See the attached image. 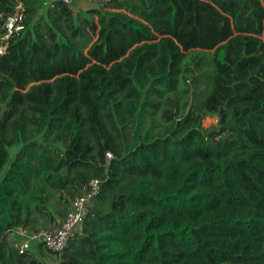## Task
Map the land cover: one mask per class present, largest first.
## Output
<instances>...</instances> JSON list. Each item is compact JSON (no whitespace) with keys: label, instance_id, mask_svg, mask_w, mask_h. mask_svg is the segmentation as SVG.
I'll use <instances>...</instances> for the list:
<instances>
[{"label":"trees","instance_id":"obj_1","mask_svg":"<svg viewBox=\"0 0 264 264\" xmlns=\"http://www.w3.org/2000/svg\"><path fill=\"white\" fill-rule=\"evenodd\" d=\"M19 5L0 54V264H264V0H0V36ZM94 179L62 253L13 247Z\"/></svg>","mask_w":264,"mask_h":264},{"label":"built area","instance_id":"obj_2","mask_svg":"<svg viewBox=\"0 0 264 264\" xmlns=\"http://www.w3.org/2000/svg\"><path fill=\"white\" fill-rule=\"evenodd\" d=\"M67 6H74L79 3H91L93 5H103L110 0H58ZM21 6L17 7V11L8 16L5 20L3 29L4 33L0 36V54H3L10 41L14 39L20 32L24 30V16L19 11ZM107 161L113 158L111 153L106 154ZM102 181L94 179L90 182L87 192L73 201L66 218L59 225H52L49 229L39 232H30L21 227L13 228L8 233V240L12 242L13 247L20 253L32 250L39 244H43L46 248L53 252L62 253L68 246L71 238L82 225L87 216L90 214L91 208L100 193Z\"/></svg>","mask_w":264,"mask_h":264},{"label":"rangeland","instance_id":"obj_3","mask_svg":"<svg viewBox=\"0 0 264 264\" xmlns=\"http://www.w3.org/2000/svg\"><path fill=\"white\" fill-rule=\"evenodd\" d=\"M81 4H84V8H91L93 7V4L91 3H81ZM218 118L217 117H210V116H207L204 121H203V128L204 129H208L210 127H213L215 125H218ZM16 150H13V152H15ZM36 247L34 246L32 250H35Z\"/></svg>","mask_w":264,"mask_h":264},{"label":"crops","instance_id":"obj_4","mask_svg":"<svg viewBox=\"0 0 264 264\" xmlns=\"http://www.w3.org/2000/svg\"><path fill=\"white\" fill-rule=\"evenodd\" d=\"M93 6H95V5H93Z\"/></svg>","mask_w":264,"mask_h":264}]
</instances>
